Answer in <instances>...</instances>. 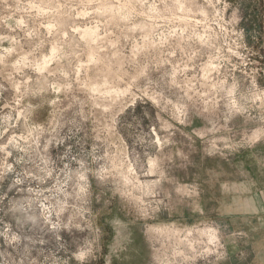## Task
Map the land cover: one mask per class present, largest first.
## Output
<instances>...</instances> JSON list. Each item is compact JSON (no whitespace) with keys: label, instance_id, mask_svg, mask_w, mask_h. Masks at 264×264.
Segmentation results:
<instances>
[{"label":"rangeland","instance_id":"1","mask_svg":"<svg viewBox=\"0 0 264 264\" xmlns=\"http://www.w3.org/2000/svg\"><path fill=\"white\" fill-rule=\"evenodd\" d=\"M0 264H264V0H0Z\"/></svg>","mask_w":264,"mask_h":264}]
</instances>
